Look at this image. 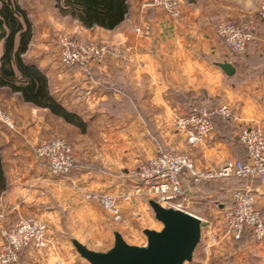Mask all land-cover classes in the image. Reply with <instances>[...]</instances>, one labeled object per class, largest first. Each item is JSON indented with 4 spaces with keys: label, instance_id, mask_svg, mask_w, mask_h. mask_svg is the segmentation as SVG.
Listing matches in <instances>:
<instances>
[{
    "label": "crops",
    "instance_id": "1",
    "mask_svg": "<svg viewBox=\"0 0 264 264\" xmlns=\"http://www.w3.org/2000/svg\"><path fill=\"white\" fill-rule=\"evenodd\" d=\"M149 1L128 0L129 14L114 30L87 29L74 20V35L126 49L125 58L91 66L89 75L57 63L49 38H44V50L37 57L24 56L46 75L50 95L74 117L68 121L12 92L20 106L8 111L17 130L0 123L5 179L0 211L7 215L0 225V246L2 229L20 218H55L62 209L74 210L75 217H91L93 205L85 193H127L133 179L126 170L147 161L162 144L186 151L185 137L175 132L174 117L195 106L226 104L232 110L229 118L215 116L214 131L192 150L197 164L213 167L232 159L247 161L239 141L241 130H264V22L258 21L257 37L242 54L227 49L216 27L221 21L255 16L264 0H190L182 5L179 20L149 6ZM38 27L33 26L35 37L49 35L47 26ZM136 28L142 32L136 33ZM224 62L234 66L233 75L220 68ZM55 136L73 144L78 163L63 178L53 176L49 164L35 154L39 142ZM231 181L237 184L222 181L191 188L190 211L218 227L216 205L229 206L233 189L251 190L258 208L264 210V179ZM139 198L133 196L131 203Z\"/></svg>",
    "mask_w": 264,
    "mask_h": 264
},
{
    "label": "built area",
    "instance_id": "2",
    "mask_svg": "<svg viewBox=\"0 0 264 264\" xmlns=\"http://www.w3.org/2000/svg\"><path fill=\"white\" fill-rule=\"evenodd\" d=\"M190 0H150L149 6L163 9L174 19L182 17L181 8ZM264 22V2L253 17L245 20L221 21L216 34L232 53L242 54L257 37V23ZM141 33L140 28L135 29ZM59 60L62 66L76 74L89 75L91 66L107 59L125 58L126 49L101 39H78L70 35L58 38ZM229 118L231 108L226 104L213 107H193L174 117V128L185 137L188 149L179 151L173 147L159 146L155 154L131 171L135 186L130 193L86 192L85 198L99 203L117 223H122L123 203L131 202L133 196L148 197L162 206L182 210L198 217L202 223V236L209 251L217 243L218 227L235 241L249 232L256 241L264 239V217L257 206L256 195L249 189H237L229 206L216 207L221 221L217 227L213 221L190 211L189 190L204 183L222 182L230 179H264V130L248 127L241 130L239 141L247 152V161L228 160L220 166L201 167L192 150L202 145L214 131L213 117ZM0 123L11 131L16 126L11 116L0 107ZM38 158L47 162L53 176L63 178L78 166L73 149L64 138H53L41 143ZM6 218L0 214V223ZM204 232V233H203ZM0 264H18L25 250L43 251L49 245L47 225L36 219H21L1 232ZM203 238V237H202ZM201 238V239H202Z\"/></svg>",
    "mask_w": 264,
    "mask_h": 264
},
{
    "label": "rangeland",
    "instance_id": "3",
    "mask_svg": "<svg viewBox=\"0 0 264 264\" xmlns=\"http://www.w3.org/2000/svg\"><path fill=\"white\" fill-rule=\"evenodd\" d=\"M18 3L24 10H26L28 17L32 20V26L35 25L36 27H41L42 25H45L48 29H51L49 30V35L47 34L44 37H38L37 35L35 37L33 30V38L29 44L28 51L25 54L27 56L26 59L32 56L37 57L44 50V38H49L54 56H51L50 58L53 57L54 60H56L57 63L59 61V64L62 66L59 60L58 51L59 36L70 35L78 39H83L74 35V19L65 17L61 14L59 7L63 4V0H18ZM3 44L4 40L0 41V59L3 53ZM12 92L13 91L7 87H0V107L11 116L17 129L16 122L10 114L11 112L8 111L9 107L14 108V105L20 106L17 97L13 95ZM175 132L180 134L176 130ZM58 137L67 140L74 152V146L67 138L63 136H55L53 138ZM45 141L39 142L36 145L35 154L37 147ZM161 146L167 148V145L164 146L162 144ZM132 170H126L125 175H129V177L132 178ZM132 182V187H127L126 189L127 193L133 191L135 180L133 179ZM229 184L233 186L236 185L237 182L230 181ZM229 189L231 190L233 188L229 187ZM235 190H231V198L233 197ZM89 192L104 191L92 190ZM139 200L140 201L136 204H132L131 202L122 204V207L124 204H127V207H124L125 209H123L125 211L123 212L124 221L122 223L115 222L99 203L92 200L89 201L92 202V213L94 215L88 218L75 217L74 210L71 211L68 209H62L58 217L55 218H20L19 220L36 219L45 223L49 232V245L47 249L43 251L26 250L24 255L21 254L18 264H89L77 253L72 244V240L76 239L92 250L105 252L113 247L115 232L122 234L126 242L130 245L145 246L147 244V238L143 234V231L146 229L160 231L163 226L156 220L149 205V201L154 199L143 196L140 197ZM261 212L264 217V210H261ZM0 214H3V212L0 211ZM219 216L220 218L219 220L217 218V220L221 221V213ZM6 219L7 215L0 225L3 224ZM8 227H4L3 229ZM215 233L217 243L212 245L211 249L207 251L205 245L208 243V239L207 236H205L195 251L193 261L186 264H264V239L256 241L252 238L251 234L247 232L242 241H235L226 235L221 227H218L215 230ZM77 236L81 237V240H79Z\"/></svg>",
    "mask_w": 264,
    "mask_h": 264
},
{
    "label": "trees",
    "instance_id": "4",
    "mask_svg": "<svg viewBox=\"0 0 264 264\" xmlns=\"http://www.w3.org/2000/svg\"><path fill=\"white\" fill-rule=\"evenodd\" d=\"M59 8L63 16L77 20L87 29L100 27L114 30L129 14L128 0H63ZM32 38V22L18 0H0V41L4 40L0 59V87L20 93L26 102L49 108L57 115L72 121L74 116L67 113L50 95L46 75L24 58ZM231 180L244 179L226 181ZM205 184L211 183L201 185ZM4 187L0 148V192ZM246 233L239 241L245 238Z\"/></svg>",
    "mask_w": 264,
    "mask_h": 264
},
{
    "label": "water",
    "instance_id": "5",
    "mask_svg": "<svg viewBox=\"0 0 264 264\" xmlns=\"http://www.w3.org/2000/svg\"><path fill=\"white\" fill-rule=\"evenodd\" d=\"M220 68L229 76L235 73L232 64L224 62ZM149 205L158 222L160 231L146 229L145 246L130 245L122 234L114 233V245L105 252L95 251L73 239L77 253L89 264H186L193 261L202 238L201 220L187 212L166 208L156 200Z\"/></svg>",
    "mask_w": 264,
    "mask_h": 264
}]
</instances>
